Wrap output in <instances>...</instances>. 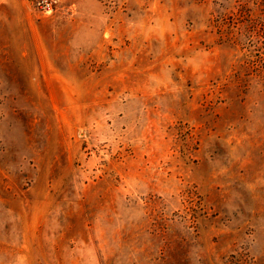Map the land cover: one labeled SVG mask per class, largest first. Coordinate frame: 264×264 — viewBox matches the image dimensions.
<instances>
[{
  "label": "rangeland",
  "instance_id": "obj_1",
  "mask_svg": "<svg viewBox=\"0 0 264 264\" xmlns=\"http://www.w3.org/2000/svg\"><path fill=\"white\" fill-rule=\"evenodd\" d=\"M0 0V264H264V83L212 0Z\"/></svg>",
  "mask_w": 264,
  "mask_h": 264
},
{
  "label": "trees",
  "instance_id": "obj_2",
  "mask_svg": "<svg viewBox=\"0 0 264 264\" xmlns=\"http://www.w3.org/2000/svg\"><path fill=\"white\" fill-rule=\"evenodd\" d=\"M206 2L207 0H197ZM217 4L223 21L220 23L226 45L238 41L255 45L257 79L264 83V0H212Z\"/></svg>",
  "mask_w": 264,
  "mask_h": 264
},
{
  "label": "built area",
  "instance_id": "obj_3",
  "mask_svg": "<svg viewBox=\"0 0 264 264\" xmlns=\"http://www.w3.org/2000/svg\"><path fill=\"white\" fill-rule=\"evenodd\" d=\"M33 5L39 11L47 12L51 9L50 0H33Z\"/></svg>",
  "mask_w": 264,
  "mask_h": 264
}]
</instances>
